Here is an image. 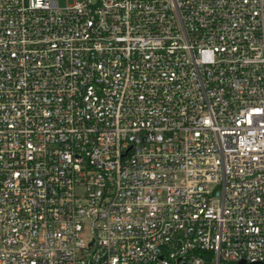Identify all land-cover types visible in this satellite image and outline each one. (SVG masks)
Masks as SVG:
<instances>
[{
  "label": "built area",
  "instance_id": "built-area-1",
  "mask_svg": "<svg viewBox=\"0 0 264 264\" xmlns=\"http://www.w3.org/2000/svg\"><path fill=\"white\" fill-rule=\"evenodd\" d=\"M0 0V264H264V0Z\"/></svg>",
  "mask_w": 264,
  "mask_h": 264
},
{
  "label": "rangeland",
  "instance_id": "rangeland-1",
  "mask_svg": "<svg viewBox=\"0 0 264 264\" xmlns=\"http://www.w3.org/2000/svg\"><path fill=\"white\" fill-rule=\"evenodd\" d=\"M91 1H96V0H91ZM60 3H61V6L72 5L74 4V0H61Z\"/></svg>",
  "mask_w": 264,
  "mask_h": 264
}]
</instances>
